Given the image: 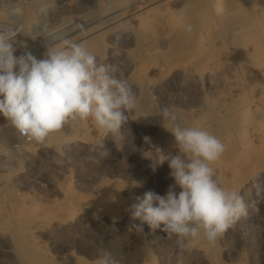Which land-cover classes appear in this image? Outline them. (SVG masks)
<instances>
[{"label":"rangeland","instance_id":"1","mask_svg":"<svg viewBox=\"0 0 264 264\" xmlns=\"http://www.w3.org/2000/svg\"><path fill=\"white\" fill-rule=\"evenodd\" d=\"M105 1L0 0V17L3 15V17L8 18L7 21L0 22V29H18L20 33L16 38H18L20 34H25L24 36H26L27 39L29 38L28 41L44 39L46 42L48 41L47 43L57 42L59 38L60 40L63 38L71 39L75 36L84 35L85 38L77 42L86 41L87 43V40L93 38L94 35L93 37L92 35L87 37V33H83L85 29L104 21L115 13L116 8L114 4L113 6L111 5V0L109 2ZM148 1L149 0H130V2H138L139 5H145ZM182 1L184 2V0H169V2L165 0L157 4L169 6L171 3H175L177 4L175 6L176 11H180L182 9L180 6L183 5V9H185L183 14L194 7V5L191 4L193 3L192 0H188V2L185 0L186 2L184 3ZM216 1V5L225 9L228 3L235 0ZM206 2L207 0H201L199 6L204 5L207 7H204L205 11H210L211 13V11H213L212 7L216 8L215 3L214 6H212L210 2H208L207 6ZM186 3L187 7L185 6ZM248 7L251 8L252 12L255 14L258 10L264 9V2H261V0H250L248 2ZM248 7L246 5L243 10L237 13L238 17H244L245 23L250 22L254 16H251L253 13L249 12L251 9L249 10ZM16 8L20 9L19 13L13 11ZM222 8L220 9L223 10ZM154 12L160 13V9ZM243 12L245 13L244 15ZM217 13L220 14L219 9ZM169 14L170 13L167 12L164 25L155 22L152 27L142 31L145 45H148L150 48H157L159 46L158 41H160L163 35L162 33L165 32L166 38L162 45L167 48L171 44L170 42L173 38L178 35L177 31L185 28L187 19L182 15L181 11L176 13L177 15L175 14V16ZM220 16V19L230 17V15ZM125 21L126 20H122L119 24H116V29L108 33V39L106 41V44H108L107 47H104L103 52L97 50L92 44H87V46L89 50L96 55L98 63L116 64L122 68L136 93L137 100H139L140 89H138L139 87L136 83L134 69L139 68H137V66L142 62L140 57L144 50L135 51L131 54L128 52L129 49L135 47V41L139 33L131 27L132 25L130 28L128 24L123 25ZM218 27H221V24L212 25L210 23H205L202 28L204 31L201 35V41H204L203 43H205L207 47H209V43H207L208 40H211V38L212 40L215 39L213 40L215 41L213 43L214 47L211 49L213 55L212 64L215 71L211 75L210 81L203 80L202 83V80H199L200 94L193 93V86L188 87L189 82L186 81L182 71L175 70L165 75V77H159L156 76L158 70H152L147 74L149 77H154L150 89L152 98L154 97L151 104L152 107L150 106L151 108H148L149 113L148 110H146L144 112L133 111L129 114L128 125H125L122 130L123 139L120 138V134L118 133L108 134L105 131L102 135L95 134L94 136L97 126L94 124L93 119L89 117L86 121L85 128L87 131L90 130V136L72 132L70 128L65 125L64 128L52 133L47 138L48 141L56 144L58 148L55 146L53 148L48 147L47 149L41 148L40 146L37 152L28 154L24 153L20 148L21 142L23 143L24 140H19L17 138L14 126H12L11 123L0 125V216L4 220L10 218L9 212L12 210L11 212L13 214L14 206L22 207L23 205H27L36 207V209L41 208V210H38L39 212L35 210L36 212L34 211L35 213L31 215V217L36 218V220H34V225L41 226L39 233H37V243L44 247L45 250L52 253L56 244L55 240H58L56 238L60 237V235L55 234L56 232L53 234V226L51 225H53L54 218L63 213L60 210L62 207L71 208V202H69V204L68 201L65 200L67 196L73 193L79 199L76 201L79 205L75 206L74 209L72 208L76 218L85 213H94L97 215L98 212L96 208L98 205L97 202L99 201L97 199L95 201V197L102 196L105 182L114 179L113 181L117 180L114 189L118 193L117 195L120 197L123 204L119 206L112 202L110 204L112 207L106 209V217L108 216L111 219L112 214L109 215V210L113 211L114 216L119 217L117 220L121 223H119V234H117L119 236V245L117 243V247H119L118 250H122L128 254L131 253L132 256L129 255L130 260L132 259V264H141L142 262L149 261L150 259L148 257L157 264H210L209 257L205 256L200 249V240L191 241L192 243L189 242L188 247L191 248L193 246L194 249L192 248L189 250V248H186L183 251V249L176 246L175 237L169 239L165 233L159 230H150L146 224L144 225L143 232L136 231L135 229L129 231L125 226L129 224V218L127 214L124 213L127 212V207L133 204L130 201L128 202V200H135L136 202L137 197H142L143 194L149 190H153L159 195H165L169 185L174 183L169 175L171 169L167 161L163 163L164 165H159L156 167L155 171H152L149 167L151 161L144 158L142 155V150H148V145H145L143 141L144 136L152 138L160 133L163 134V132H167L164 127L167 126L165 123L168 122L162 119V108L169 107L176 112H179V110H188L187 103L192 99H197V97L202 101L205 100V97L208 99L202 108H199L202 111H209V106H219L222 102H235L239 105H250V102H252L251 105H254L255 99L250 97L253 96L255 90H257L256 86L244 81V76H241L242 78L240 77V75H242L241 73L239 75L237 74L239 73L237 60L235 56L232 57L233 51L230 53L231 49L233 50L236 46L235 40L236 37H238L240 29L236 27L229 28L231 31L229 30L228 32L236 36L234 40L228 41L227 43L224 41L222 42L221 37L220 39L218 38L221 36L220 34L226 30H223L221 27L219 31ZM172 29H174V31ZM175 29H177V31ZM166 32L169 34H166ZM34 38L35 40H33ZM170 38L171 40H169ZM216 38L219 40H216ZM180 41L183 42L181 36L179 37V42ZM189 57L188 64L190 65L189 62L193 61V56ZM242 84L244 86H242ZM250 93H252V95ZM248 98H250L251 101ZM261 112L264 114V104L261 106ZM251 115L254 117L252 118ZM251 115L250 118L253 120V124L254 122L255 124H251L252 121L250 119L251 122L249 121V123L251 125L248 124L245 132L246 141H248L247 158L245 161L247 176L246 189L248 191L247 194L245 191L240 194L244 198V202L247 206V215L242 216L239 221L230 227L219 239V246L221 248L220 261L223 264H264V118H259L256 113H252ZM61 133H64L65 140L57 143V140H59L58 135ZM25 143L27 142L25 141ZM102 144L104 149L109 152L107 158L98 155L103 152V147H101ZM23 145H21V147ZM118 145L121 148H118ZM93 146H96L95 151H90ZM173 154L175 155L176 153H172V155ZM94 157L98 158L99 162H96V160L93 159ZM103 182L104 184L102 185ZM177 191H179L178 188ZM66 192L68 193L67 195H65ZM57 202L60 203L57 204ZM43 206L46 207L44 208ZM59 206L60 208L55 212V215L50 214L49 211L52 208ZM81 206L87 207L88 210H79ZM35 214L38 218L33 216ZM49 219L53 220L50 222ZM54 221H56V219ZM9 233L10 231L8 232L4 224H1L0 264H21L22 262H20L21 260L17 257L18 255L16 254L17 252H15V248L13 249V239L9 236L11 235ZM87 234V241L89 240L91 243L102 236V233L94 228V226L87 228ZM131 236L134 239H132ZM142 236L144 237L143 240L141 238ZM103 238L105 237L103 236ZM129 238L131 239L127 243L125 240ZM59 241L67 242L68 240L60 238ZM129 244L131 249L133 248L131 252H128L130 251L128 247ZM104 246L97 249V257L100 255V249L106 252L111 249L110 247ZM194 246L197 249H195ZM78 251L79 249L77 246H74L71 250L72 253ZM133 251L135 252L132 253Z\"/></svg>","mask_w":264,"mask_h":264},{"label":"bare ground","instance_id":"2","mask_svg":"<svg viewBox=\"0 0 264 264\" xmlns=\"http://www.w3.org/2000/svg\"><path fill=\"white\" fill-rule=\"evenodd\" d=\"M106 1L109 2L110 0H106ZM160 1L162 3V1H165V0H149L148 3L145 5L143 4L139 5L138 2H130V0H111V5L113 6L114 4L116 8L115 13L110 15V17L105 19L104 21L90 28L85 29L83 33L84 34L87 33V37L91 35L93 37L94 35L93 38L91 39L89 38L87 40L86 44H92L94 47H96L97 50L103 52L104 47H107V44H108V43L106 44V41L108 39L107 38L108 33L111 32V30H115L116 24H119V22H121L122 20H126L123 23V25L128 24L129 28L132 25L131 27H133L135 30L138 31L139 35L135 41V47L133 49H129L128 52L131 54L132 52H135V51L144 50L143 54H141V57H140V60L142 62L139 66H137V68L138 67L139 68L134 69L135 74L132 73L136 76V81H137L136 83L138 84V87H139L138 89H140L139 90L140 99L137 100V107L133 111H143L144 112L148 110V108L151 106L152 100L154 98V97L152 98L151 90H150L151 82L154 80V77H149L147 75L149 72H151L154 69H157L159 74L156 72L157 73L156 76L165 77V75L171 73L172 71H175V70L182 71L183 76L186 78V81L189 82L188 87L193 86V89H192L193 93L200 94L199 80H202V83H203V80L210 81L211 75L215 71V68L212 64L213 55L211 53V49L214 47L213 43L215 42L213 40L215 39L212 40L211 38V40L209 39L210 41L208 40L207 43H209V47H207L206 44L203 43L204 41L203 42L201 41V35L204 31L202 28L204 27V24L205 23L206 24L210 23L212 25L221 24L222 29L226 30L227 32L222 30L223 33L221 32L222 34H220L221 36H219L218 38L220 39L221 37L222 42L224 41L227 43L228 41L234 40L236 36L228 32L230 30L229 28H232V27L239 28L240 31H239L238 37H236V40H235L236 46L233 50L231 49L230 53H232L233 51V55L232 54L230 55H232V57L235 56L237 60V66L239 69L238 70L236 68L239 71V73L237 74L239 75L241 73L242 75H240V77L244 76V79H243L244 81L256 86L257 90H255L254 95L250 97V98L253 97L255 99L254 105H251L252 104V102H250L251 99L248 98L250 99L249 101L250 105L249 104L239 105L238 103H235V102H222L219 106H215V105H214L215 107L209 106L208 108L209 111H204V110L202 111L199 108H202V106L204 105V103H206V100L208 101V99L207 97H205V100L202 101L198 99L197 97L198 101L195 98V99H192L189 103H187L188 110H179V112L177 113L179 114L181 118L180 123L182 124V126L196 127V128H201L203 130H206L210 132L211 134H213L214 136H216L218 139H220L225 144L226 146L225 152L221 155V157L217 161L211 164V166L216 170L215 178L218 180L220 185L224 187L225 189L234 188L238 190L240 194L244 193V191L247 194L248 190L246 189L247 176H246V167H245L246 162L245 161L247 158V146H248L247 142L248 141H246L245 132L248 127V124L249 125L253 124V120L250 118V115L252 113H256L259 118H264V114L261 112V106H263L264 104V9H261L258 11L256 10L257 12H255L254 14L252 12V9L248 7V2L250 0L231 1L230 3H228L225 9L216 5L217 3L216 0H207L206 5L208 4V2H210L212 6H214V3L216 6V8L212 7L213 11H211L210 13V11L208 12L205 11V8L207 7H205L204 5L199 6V3L201 0H192L193 3L191 2L189 3L193 4L194 7L191 10H188L187 13H184V14L182 13V15L186 17L187 25L191 24L193 26V31L191 33H188L185 31V28L180 29L178 31L177 29H175L178 35L173 38V40L170 42L171 44L167 48L166 46L162 45V43L165 42V38H166L165 32L163 31L164 33H162L163 35L160 38V41H158L159 46L157 48L156 47L150 48L148 47V45L144 44V35L142 34V31H145L146 29L152 27V25L155 22H157L160 25H164L166 21V17H167L166 15L167 12L174 16L176 13L180 12V11H176L175 9V6L177 4L171 3L169 6H166V5L164 6L163 4H157ZM166 1L169 2V0H166ZM184 2L186 1L184 0ZM261 2H264V0H261ZM246 5L249 8V10L251 9L249 12L253 13L251 16L254 15L252 20L247 23L244 22V17L237 16V13H239L240 10H243ZM185 6L187 7V3L185 4ZM180 7H182L183 9V5ZM220 8H222L223 10H221ZM159 9H160V13L154 12L155 10H159ZM218 9H219L220 14L217 13ZM244 12H243V15L245 14ZM220 15H230V17L220 19L221 17ZM7 20L8 18L3 17V15L0 17V22H5ZM221 27H218V29ZM172 30L174 31V29ZM220 30L221 29H219V31ZM38 33H41V32H38ZM167 33L168 32H166V34ZM24 35L20 34V36L16 38V43L14 46L17 48V51L15 55L19 56L25 52H29L32 55H34L37 59L44 58L46 47L61 46L65 40H71V41L76 40L75 42H77L85 38L84 35L83 36L79 35L78 37L75 36L71 39L70 38L64 39L62 37L63 38L62 40H60L59 38L57 42L53 40L54 41L53 43H47L48 41L46 42V40L44 39L35 40V38L33 39L35 41H28L29 38L27 39L26 36ZM180 36L183 38V42L181 41L179 42ZM171 38L169 40H171ZM219 39L216 38V40H219ZM189 56H193V61L189 62L190 65L188 64V59L190 58ZM242 86L244 85L242 84ZM250 94L252 95V93ZM148 113H149V110H148ZM207 113H209L210 115ZM250 119L252 121L251 124L249 123ZM9 123H10L9 121L5 120V118L0 116V125H6ZM165 124L168 127H171L169 123H165ZM66 126L69 127L70 131L72 132H77L85 136H90V133H89L90 130L87 131V129L85 128L86 121L80 122V123H69V124H66ZM103 133H104V130L97 127V129L95 130L94 136L95 134L102 135ZM160 134L156 135V137L151 138L152 143L157 146H160L165 151L166 154L176 153L177 150L174 147V137L171 135V133L167 131L165 133L163 132V134L162 133ZM47 138L43 142H36L34 140L28 141L27 139H25L23 143L21 142V145L23 144L24 145L22 147L20 145V148L22 149V151H24V153H28V154H33L37 152L38 147L40 146L41 148H47V149L48 147L53 148L55 146L56 148H58L56 144L52 143L51 141H48ZM58 139L59 140H57V143L59 141L61 142L64 141L65 140L64 133L59 134ZM25 141L27 143H25ZM113 180L105 182V184L103 182L102 185L104 184L105 187L103 188L104 192L102 196L95 197V201L96 199L99 201L97 202L98 205H97L96 210L98 214L100 215L98 214L96 215L94 213H85L83 215L80 214L81 216L76 218V215L73 213L72 208L74 209L75 206L79 205V203L76 202L79 199L73 193L67 196L65 200H67L68 203L71 202V204L69 203L71 208L62 207V209L60 210L63 213L59 215L58 217L54 218V220L56 219V221H54L53 219H49L50 222L53 220V225H51L53 226L52 228L53 234L56 232L55 234L60 235V237L56 238L58 240H55L56 244L54 246L52 253L45 250L44 247L40 246L37 243V233H39L41 226L34 225L35 224L34 220H36V218L31 217V215L35 213L36 211L39 212L38 210H41V208L37 207L39 209H36V207H33V206L30 207V206L22 204L23 205L22 207L14 206L13 214L11 212L12 210L10 211L11 213L9 212L10 218L4 220L0 216V225L4 224V227H6L8 232L10 231L9 234L11 235L9 236H11L13 239V244H14L13 249L15 248L16 251L15 250L14 251L17 252L16 254L18 255L17 257L21 260L20 261L22 262L21 264H97V260H98L97 259L98 258L97 249L99 247L104 246V244H105L104 247L111 248L110 250H107V252L110 253L113 258L118 260L119 264H132L131 262L132 259L130 260L131 253H129L130 254L129 255L128 253H125L122 250H118L119 247H117L119 245L118 243L119 236L117 234H119V228H120L119 223H121V222H118L117 220V218L119 217L114 216L113 211H110V210L108 211L109 215L112 214L113 216L111 215V219L108 216L106 217V211H107L106 209H110L112 207L110 205L112 202H114L115 205H119V206L123 204L120 197L117 195L118 193L114 189L116 187L117 180L116 181H113ZM74 191H75V188H74ZM67 192L65 195L68 194ZM129 201L132 203H135V200L134 201L128 200V202ZM58 203L60 202H57V204ZM43 207L45 208L46 206H43ZM59 208L60 206L52 208L49 211L50 214L55 215V212H57ZM79 210L86 211L88 209L87 207L81 206ZM124 214H127V217L129 218L128 212ZM33 216L37 217L36 214ZM44 224L47 225L46 223ZM91 226H94V228H96L97 230L100 231V233H102L101 238L95 239L93 243L89 242V240L87 241V235H88L87 228ZM103 236L105 238H103ZM60 238L67 239L68 241L60 242L59 241ZM131 238L125 241H127L128 243ZM141 238L143 240L144 237L142 236ZM199 240H200L199 246L201 247L200 249L205 256L209 257V261H210L209 263L210 264H223L220 261L221 248L219 246L220 245L219 240L217 241L215 245H210L207 242V240L204 238L203 232H201V237ZM74 246H77L79 251L72 253L71 250ZM128 247L130 248V251L128 252H131L133 248L131 249L130 244L128 245ZM192 248L193 246L189 248V250ZM195 249L197 248L195 247ZM134 252L135 251H133L132 253ZM148 258L150 259V260L148 259L149 261H145L142 263L140 262V263L141 264H157L154 262V260H151L150 257Z\"/></svg>","mask_w":264,"mask_h":264},{"label":"clouds","instance_id":"3","mask_svg":"<svg viewBox=\"0 0 264 264\" xmlns=\"http://www.w3.org/2000/svg\"><path fill=\"white\" fill-rule=\"evenodd\" d=\"M13 11L19 13L20 9ZM185 31L191 33L193 26L185 25ZM19 33L18 29H0V116L30 141L43 142L66 124L85 122L89 117L98 128L123 139L122 130L137 107V96L122 68L98 63L86 42L71 40L46 47L42 59L29 52L17 56L14 45ZM161 114L171 125L163 127L174 137L176 154H166L144 136L148 150H142V155L151 161L152 171L167 161L174 183L165 195L149 190L137 197L126 209V228L143 232L146 224L169 239L175 237L180 249L199 241L203 232L207 242L215 245L247 215L244 198L238 190L222 187L211 166L226 146L206 130L182 126L179 114L169 107L162 108ZM101 147L103 152L98 155L107 158L109 152L103 144ZM95 149L93 146L90 151ZM99 252L97 264H119L110 253Z\"/></svg>","mask_w":264,"mask_h":264},{"label":"built area","instance_id":"4","mask_svg":"<svg viewBox=\"0 0 264 264\" xmlns=\"http://www.w3.org/2000/svg\"><path fill=\"white\" fill-rule=\"evenodd\" d=\"M14 131H15V134H16V136H17L18 139H21V140L27 139L26 137L22 136L15 127H14ZM28 141H30V140H28Z\"/></svg>","mask_w":264,"mask_h":264}]
</instances>
